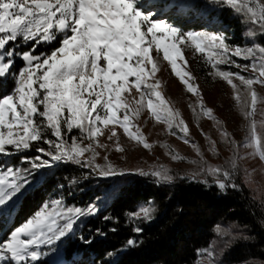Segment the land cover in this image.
<instances>
[{
    "label": "snow or ice",
    "instance_id": "obj_1",
    "mask_svg": "<svg viewBox=\"0 0 264 264\" xmlns=\"http://www.w3.org/2000/svg\"><path fill=\"white\" fill-rule=\"evenodd\" d=\"M209 2L226 6L246 26H254L244 33L253 43L233 46L221 33L184 32L142 10L140 0H0V78L14 82V87L0 96V157L36 153L21 156L29 168L9 167L0 160V221H13L21 197L31 186L30 177L60 162L90 169L100 177L135 174L152 177L160 185L172 183L173 175L163 166L149 171L127 170L117 168L107 156L103 157L105 163L96 162L100 155L97 149L108 147L99 139L106 132L107 140L114 141L115 151H125L119 143L118 128L130 141L145 149L153 147L136 123L144 111L155 122L165 124L170 134L179 135L200 156V160L189 161L198 165V171L190 173L188 179L209 187L214 184L221 192L236 189L231 171L203 159L199 145L189 138L187 121L161 90L163 82L157 74L162 60L186 92L197 97L196 103L188 106L196 121L204 117L221 126L214 110L205 105L200 86L188 70L186 51L202 58L210 66L209 75L230 86L236 106L248 121L243 147L264 162V119H255L264 97L254 87H264V43L256 42L264 37V0ZM21 45L29 47L21 51ZM44 45L49 47L36 51L37 46ZM17 59L22 66L13 70ZM237 59L247 63H238ZM221 66H228V70ZM233 67L237 71L230 70ZM74 130L77 135H72ZM200 131L215 153V142ZM220 136L233 149L230 163L235 169L240 145L226 130ZM170 155L174 161L186 159L171 149ZM201 176L213 177L212 184L207 178L199 179ZM71 183L78 181L72 179ZM153 211L149 200L130 215L133 219L150 220ZM97 212L95 204L67 207L63 198L44 203L0 239V264H39L58 251V243L73 233L79 218ZM260 223L264 226V218ZM134 231L139 233L142 229L137 227ZM216 231L230 237L225 242L227 247L252 239L219 226ZM126 244L134 247L137 241L129 239ZM199 254L204 259L198 264H218L213 250L202 249ZM252 264H264V259Z\"/></svg>",
    "mask_w": 264,
    "mask_h": 264
},
{
    "label": "trees",
    "instance_id": "obj_2",
    "mask_svg": "<svg viewBox=\"0 0 264 264\" xmlns=\"http://www.w3.org/2000/svg\"><path fill=\"white\" fill-rule=\"evenodd\" d=\"M175 3L174 9L178 11L182 9L196 15L197 19L214 20L225 26L221 34L228 38L231 45L250 46L253 43L244 33L248 27L254 26H246L226 6L212 4L209 0ZM256 42L264 43V37L257 38ZM28 47L21 45L19 50ZM48 47L37 46L36 51ZM237 62L247 63L239 59ZM20 66L22 62L17 59L13 70ZM207 67L211 71L210 66ZM221 67L228 70V66ZM230 70L237 71L234 67ZM241 74L250 75L247 72ZM12 87L14 82L10 78H0V96ZM259 95L264 97V92L260 91ZM77 134L75 130L72 133ZM35 154L28 151L7 157L6 165L29 168L30 165L23 163L21 156ZM189 174L179 170L171 174L174 177L172 183L160 185L152 177L135 174L102 178L90 169L60 162L29 178L31 186L21 197L9 226H18L44 203L63 198L67 207L86 208L95 204L98 208L95 215L79 218L73 233L58 243L65 259L74 264H198L204 258L199 254L200 250L211 248L216 249L215 253L219 254L217 260L221 264H242L244 260L252 264L264 259V226L260 223L264 218V207L246 183L237 178L232 181L237 185L236 189L221 192L214 184L209 187L188 179ZM72 179L78 183H71ZM207 179L212 184L213 178ZM149 200L154 208L152 218L133 219L130 214ZM217 226L233 234L243 233L252 239L234 242L227 247L225 242L230 237L218 234ZM137 227L142 231H134ZM220 238L222 241L219 242ZM129 239L137 241L136 246H127ZM86 240L91 243H85Z\"/></svg>",
    "mask_w": 264,
    "mask_h": 264
},
{
    "label": "rangeland",
    "instance_id": "obj_3",
    "mask_svg": "<svg viewBox=\"0 0 264 264\" xmlns=\"http://www.w3.org/2000/svg\"><path fill=\"white\" fill-rule=\"evenodd\" d=\"M175 2L190 4L193 0H140V7L145 12L153 13L154 18L164 19L174 26L181 28L184 32L221 33L222 29L226 28L214 20L197 19L196 15H190L187 11L182 9L179 11L174 10L177 5ZM170 5H175V7L170 8ZM176 19L179 20L177 21ZM194 26H197V28H194ZM186 56L189 61L188 70L191 71L195 77V82L200 86L204 103L207 107L214 110V115L221 121V126H217L215 121L204 117L200 118L199 122L196 121L188 106L189 104H195L197 97L186 92L178 78L171 73L167 63L161 60V70L157 74V77L163 82L162 92L165 97L171 101L172 106L180 110L183 118L187 121L190 129L189 138L192 142L199 145L203 153V159L209 164L219 165L231 171L232 181L241 178L250 188L253 196L264 207V162H261L257 157L251 156V150L243 147L248 136V121L243 118L240 108L236 106L232 98V89L219 78L209 75L210 71H208V65L198 55H193L191 51H186ZM254 87L258 94L260 91L264 92V87L260 85ZM255 119L257 122L264 119V104L258 105ZM136 123L141 127L147 141L153 145L150 150L127 139L123 135L122 129L118 128L119 143L123 146L125 151H115L114 141L107 140L108 133L106 132L105 135L99 139L101 144H107L108 147L107 149H97L100 155L97 157L96 162L99 164L105 163L103 157L107 156L109 161L117 168L127 170H148L163 166L170 170V174L179 170L185 173L198 171V165L192 164L189 161L200 160V156L197 155L190 145L183 143L179 135L170 134L165 124L155 122L147 111L142 113ZM201 129L204 133H207L208 137H210L213 142H215V153L210 150L209 141L201 134ZM223 130H226L231 139H234L237 144L240 145L236 152L237 167L235 169L231 168L230 163V158L234 155L233 149L231 145L220 136V132ZM173 131H175V129ZM85 143H87V141H85ZM161 145H168L169 147H162ZM170 149L186 159L172 160ZM0 160L6 165L7 157H0ZM205 178L213 177L208 176ZM9 225L10 222L0 221V239H3L7 233L15 228H11ZM220 241H222V238H220L219 242ZM219 242L216 241L215 243L219 245ZM57 248V252L44 257L39 264H56L59 259L61 262H59L60 264H74V262L65 259L64 252L58 245ZM43 250L48 251L47 248ZM211 250H213V248H211ZM213 251L215 252L216 249L214 248ZM218 256L219 254L216 252V258H218ZM217 261L218 264H221L219 260Z\"/></svg>",
    "mask_w": 264,
    "mask_h": 264
},
{
    "label": "bare ground",
    "instance_id": "obj_4",
    "mask_svg": "<svg viewBox=\"0 0 264 264\" xmlns=\"http://www.w3.org/2000/svg\"><path fill=\"white\" fill-rule=\"evenodd\" d=\"M161 90L163 91V89H161ZM59 262H60V259H59V261L56 264H60L61 263V262L60 263Z\"/></svg>",
    "mask_w": 264,
    "mask_h": 264
}]
</instances>
